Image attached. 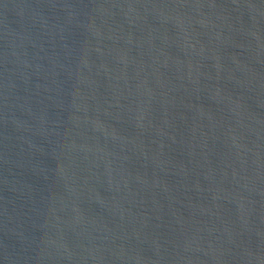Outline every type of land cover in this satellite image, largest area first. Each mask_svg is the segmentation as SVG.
I'll use <instances>...</instances> for the list:
<instances>
[{
	"label": "water",
	"instance_id": "95a60500",
	"mask_svg": "<svg viewBox=\"0 0 264 264\" xmlns=\"http://www.w3.org/2000/svg\"><path fill=\"white\" fill-rule=\"evenodd\" d=\"M0 264H264V0H0Z\"/></svg>",
	"mask_w": 264,
	"mask_h": 264
}]
</instances>
